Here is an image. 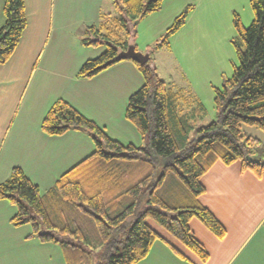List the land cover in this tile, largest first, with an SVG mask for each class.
<instances>
[{"label":"trees","instance_id":"obj_1","mask_svg":"<svg viewBox=\"0 0 264 264\" xmlns=\"http://www.w3.org/2000/svg\"><path fill=\"white\" fill-rule=\"evenodd\" d=\"M163 1L112 0L115 14H106L101 25L87 28L82 37L85 46H103L104 51L86 61L76 77L92 78L122 61L116 57L132 44L134 25L159 11ZM249 7L248 27L233 14L236 63L221 87H212L214 120L207 125L194 122L204 114L201 102L168 87L150 59L143 65L132 61L143 85L129 97L124 112L140 135L138 147L110 139L70 104L56 100L41 131L48 136L83 133L94 151L43 194L21 169L13 168L0 184V200L16 208L11 224L28 225L39 242L58 245L66 264H137L154 242L163 241L148 226L150 220L205 263L208 253L191 234L190 220H198L218 239L226 232L198 201L204 192L200 178L216 161H238L242 170L264 174V149L242 129L254 127L264 135V0H250ZM190 11L189 6L173 20L157 49L168 46ZM3 17L0 65L10 59L26 27L23 0H3Z\"/></svg>","mask_w":264,"mask_h":264},{"label":"crops","instance_id":"obj_2","mask_svg":"<svg viewBox=\"0 0 264 264\" xmlns=\"http://www.w3.org/2000/svg\"><path fill=\"white\" fill-rule=\"evenodd\" d=\"M249 1L164 0L152 16L158 18L156 28L165 29L185 6L193 7L184 26L170 39L180 48L188 38H178L182 39L186 30L190 36L193 33L188 27L196 11L208 10L210 18L211 12L218 15L225 10L238 15L241 8L249 10ZM104 2L23 0L26 27L10 59L0 65V184L13 168H19L43 194L62 174L93 153L94 145L83 133L48 136L41 131L40 123L56 100L70 104L110 139L134 147L141 144L136 128L124 117L129 97L143 85L132 61L122 60L92 78L76 77L86 61L104 51L103 46L82 43L87 28L105 21L109 12H104ZM3 22L0 0V27ZM166 50L158 48L155 59ZM160 69L156 67L157 74L168 87L184 90L168 84L160 76ZM242 129L258 139L264 149L260 130ZM255 157L261 158L259 154ZM200 184L204 192L199 203L226 232L218 239L198 220H190V232L208 253L207 261L201 262L148 220V226L163 241L154 242L146 258L137 264H264V174L256 177L242 170L238 161L230 165L216 161L200 178ZM15 213L14 206L0 200V264H66L58 245L39 242L28 225L14 227L10 219Z\"/></svg>","mask_w":264,"mask_h":264},{"label":"rangeland","instance_id":"obj_3","mask_svg":"<svg viewBox=\"0 0 264 264\" xmlns=\"http://www.w3.org/2000/svg\"><path fill=\"white\" fill-rule=\"evenodd\" d=\"M189 6L192 10L193 7L187 5L181 12ZM103 8L104 12L115 14V5L112 0H105ZM247 8L237 11L243 27H248L252 21L250 7L249 10ZM154 13L134 25L135 35L132 42L135 49L143 54H149L150 62L158 69L161 68L160 76L168 84L183 88L182 91L186 93L188 100L201 102L204 114L197 117L194 122L196 126L207 125L214 120L212 87L220 88L224 79L231 76L233 64L236 63L235 50L231 44L236 35L233 27V13L225 10L214 15L216 12H211L210 18L208 10L196 11L188 27L193 31L192 35L186 34L188 31L186 30L182 39L178 38L180 41L188 38L180 48L169 40L168 46L160 47L163 51L168 47L169 50L159 52L156 59L154 57L157 52L156 45L173 21L165 29L158 27V31L156 28L158 18L152 16ZM199 27L200 30H198ZM194 106L196 105L192 108Z\"/></svg>","mask_w":264,"mask_h":264},{"label":"water","instance_id":"obj_4","mask_svg":"<svg viewBox=\"0 0 264 264\" xmlns=\"http://www.w3.org/2000/svg\"><path fill=\"white\" fill-rule=\"evenodd\" d=\"M117 60H131L140 65L147 63L150 59L149 54H143L135 49L133 44H129L125 50L118 52Z\"/></svg>","mask_w":264,"mask_h":264}]
</instances>
